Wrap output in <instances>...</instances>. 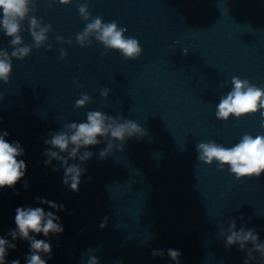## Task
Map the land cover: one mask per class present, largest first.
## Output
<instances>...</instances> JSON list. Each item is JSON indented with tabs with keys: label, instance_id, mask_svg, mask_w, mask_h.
<instances>
[{
	"label": "clouds",
	"instance_id": "1",
	"mask_svg": "<svg viewBox=\"0 0 264 264\" xmlns=\"http://www.w3.org/2000/svg\"><path fill=\"white\" fill-rule=\"evenodd\" d=\"M49 6L57 0H47ZM62 5H69L72 0H58ZM37 0H0V31L10 38L11 53L6 49H0V81L8 83L12 73V58L23 60L28 57L33 47L39 49L48 42V34L52 31L51 24H43L41 19L36 18L35 12ZM79 15L86 21L82 32L75 36L76 42L81 47H87L93 38L101 43L105 49L103 56L109 50L118 51L126 60H135L142 54V47L138 39L126 37L124 33L127 28L120 27L116 21L105 23L103 17H92L87 2L78 7ZM27 21L28 31L34 43L27 45L21 36L24 31L23 24ZM58 43L71 44L72 41L65 40L63 36H57ZM52 45L48 44V50ZM187 51L185 50V54ZM67 53L62 49L61 59L66 58ZM231 90L221 96L216 105L215 116L218 120L228 121L230 117L236 119L245 118L249 115L259 113L261 118L260 127L264 129V86H257L248 79L234 76L231 79ZM223 87V85H221ZM109 89L101 92L103 98L109 95ZM92 101L87 94H81V98L75 101L76 108H83ZM49 138L44 140L48 147L44 151L47 159L45 165H51L52 161L59 162L63 168L62 184L73 192L79 191L81 176L87 171L81 165L85 164L93 153L87 149L96 146L101 141H106V147L100 150L99 157L107 159L114 148L123 151L125 143L135 137L142 139L146 132L135 121L124 117L109 116L101 111H89L86 114V122H71L63 125L58 132H50ZM8 133L0 132V189L5 187L14 188L20 182L27 171V165L19 157L25 154L19 142L9 143L5 137ZM115 142H119L117 145ZM82 149H85L83 152ZM197 161L207 165L217 164L218 170L226 166L236 180L243 178H259L264 174V135L253 136L244 134L238 143L232 147H225L214 140L199 142L196 145ZM79 160L80 163H75ZM73 161V163H69ZM54 172L59 171L53 167ZM89 179H91L89 177ZM27 189V181L24 182ZM19 194L18 192L16 193ZM39 203L47 204L56 212L63 211L64 205L57 204L42 197H37ZM242 220L243 217L241 216ZM250 219V218H249ZM15 228L10 229L8 236L11 240L0 236V264H9L7 256L9 249L16 250L17 244L13 241H26L30 245L29 254L26 255V264H47L52 256V244L47 239H37L36 236L43 234L44 237L58 236L63 233L64 227L59 223L60 217L54 211H45L42 207H18L15 210ZM106 220L100 227H106ZM227 230L220 229L219 236L225 241V246L230 248L239 246L240 251H246L247 257L244 264H250L257 260L255 254H259L260 264H264V241L259 239L255 229L245 226L237 228L235 219H228ZM251 245V247H249ZM168 256L176 264H180L181 253L175 249L167 250ZM153 257H163V250L152 252ZM10 264H20L19 259H14ZM87 264H100L96 256L88 259Z\"/></svg>",
	"mask_w": 264,
	"mask_h": 264
}]
</instances>
